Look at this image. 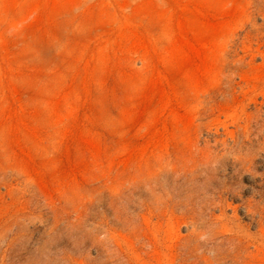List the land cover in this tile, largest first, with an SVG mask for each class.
<instances>
[{
	"label": "rangeland",
	"instance_id": "obj_1",
	"mask_svg": "<svg viewBox=\"0 0 264 264\" xmlns=\"http://www.w3.org/2000/svg\"><path fill=\"white\" fill-rule=\"evenodd\" d=\"M0 264H264V0H0Z\"/></svg>",
	"mask_w": 264,
	"mask_h": 264
}]
</instances>
